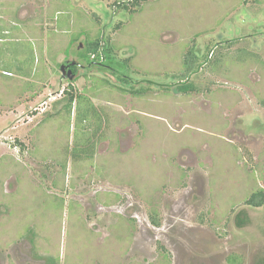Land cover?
Segmentation results:
<instances>
[{
	"label": "rangeland",
	"instance_id": "obj_1",
	"mask_svg": "<svg viewBox=\"0 0 264 264\" xmlns=\"http://www.w3.org/2000/svg\"><path fill=\"white\" fill-rule=\"evenodd\" d=\"M124 4L0 0V264H264V0ZM99 31L114 69L78 55Z\"/></svg>",
	"mask_w": 264,
	"mask_h": 264
},
{
	"label": "trees",
	"instance_id": "obj_2",
	"mask_svg": "<svg viewBox=\"0 0 264 264\" xmlns=\"http://www.w3.org/2000/svg\"><path fill=\"white\" fill-rule=\"evenodd\" d=\"M126 4H124L122 7L125 9H129V7H140L142 2H145L147 0H124ZM77 37H74V39ZM103 38L101 37V32L99 31L96 37L94 38H88L85 42V48L78 51L79 57L88 64L95 65L100 64L101 66H105L109 69H114L115 57L112 54V51L108 47V43L103 42ZM214 49L211 50V54H213ZM35 55V54H34ZM42 55V53H41ZM242 60L245 61L247 59H262V55L258 54L254 51L247 52L245 55H242ZM100 61V62H98ZM199 59L194 51V48L190 47V49L186 52L184 61H183V69L181 75L185 77L186 79L189 78L191 73H193L196 69V65L198 64ZM34 64L32 66L33 70ZM75 67V66H74ZM19 69V68H18ZM7 71H9L7 69ZM18 71V70H17ZM26 73V72H22ZM179 89L187 92L191 88L189 85L181 84L179 85ZM76 103V108L78 110V119L86 121L87 116H91L93 120H96V123L98 125V129L101 127L100 121L102 119V116L98 113L97 108L95 105L91 102L89 98L86 96H82L81 94H70L69 97V103L67 106V109L69 112H72L73 104ZM78 104V106H77ZM80 123V122H79ZM78 126V122L76 123ZM96 133V132H95ZM94 133V134H95ZM82 142L77 143L72 147L70 150L67 149L68 153H70V156L73 157V160L75 162L78 161H84V160H92L96 155V149H95V142L92 140V137L83 138ZM245 204L250 205L252 207H262L264 206V188H259L255 191H253L250 196L245 200ZM151 221L155 226H160V221L156 216L151 217ZM232 264H241V260L237 258L235 255L231 256L230 259Z\"/></svg>",
	"mask_w": 264,
	"mask_h": 264
},
{
	"label": "water",
	"instance_id": "obj_3",
	"mask_svg": "<svg viewBox=\"0 0 264 264\" xmlns=\"http://www.w3.org/2000/svg\"><path fill=\"white\" fill-rule=\"evenodd\" d=\"M77 61H67L66 63H63L61 65V70L64 78H67L69 80H73L77 74L74 71V66L77 65Z\"/></svg>",
	"mask_w": 264,
	"mask_h": 264
},
{
	"label": "flooded vegetation",
	"instance_id": "obj_4",
	"mask_svg": "<svg viewBox=\"0 0 264 264\" xmlns=\"http://www.w3.org/2000/svg\"><path fill=\"white\" fill-rule=\"evenodd\" d=\"M73 61V60H72ZM67 62V60L65 61V63ZM78 62V61H77ZM82 65L80 64V62L77 63V65L74 67V71L76 74H78V69L81 67Z\"/></svg>",
	"mask_w": 264,
	"mask_h": 264
}]
</instances>
